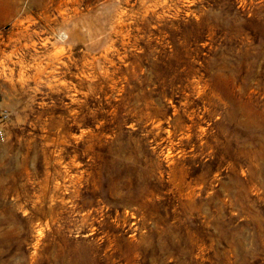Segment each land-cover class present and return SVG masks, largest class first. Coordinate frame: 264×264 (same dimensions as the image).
Segmentation results:
<instances>
[{
    "label": "rangeland",
    "instance_id": "rangeland-1",
    "mask_svg": "<svg viewBox=\"0 0 264 264\" xmlns=\"http://www.w3.org/2000/svg\"><path fill=\"white\" fill-rule=\"evenodd\" d=\"M0 264H264V0H0Z\"/></svg>",
    "mask_w": 264,
    "mask_h": 264
},
{
    "label": "built area",
    "instance_id": "built-area-1",
    "mask_svg": "<svg viewBox=\"0 0 264 264\" xmlns=\"http://www.w3.org/2000/svg\"><path fill=\"white\" fill-rule=\"evenodd\" d=\"M0 136H2V132H0Z\"/></svg>",
    "mask_w": 264,
    "mask_h": 264
}]
</instances>
